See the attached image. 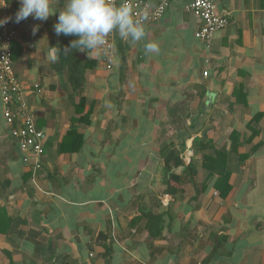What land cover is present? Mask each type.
Masks as SVG:
<instances>
[{"label": "crops", "instance_id": "1", "mask_svg": "<svg viewBox=\"0 0 264 264\" xmlns=\"http://www.w3.org/2000/svg\"><path fill=\"white\" fill-rule=\"evenodd\" d=\"M4 1L15 18L19 0ZM215 1L230 23L210 48L189 0H172L142 40L116 31L112 69L91 51L81 91L48 57L62 0L47 21L16 22L13 124L0 92V264H264V0ZM21 112L45 135L37 171L13 133ZM74 127L79 148L63 152ZM204 138L228 151L236 139L227 198L195 152ZM175 154L184 165L167 163Z\"/></svg>", "mask_w": 264, "mask_h": 264}, {"label": "built area", "instance_id": "2", "mask_svg": "<svg viewBox=\"0 0 264 264\" xmlns=\"http://www.w3.org/2000/svg\"><path fill=\"white\" fill-rule=\"evenodd\" d=\"M172 0H122L115 3H128L136 18L142 24L157 22L165 14ZM188 8L200 19L201 26L196 32L197 38L204 42L207 48L212 45L215 33L229 25L227 16L217 11L215 0H189ZM0 21H7L0 26V92L2 96L4 117L13 124L16 114L11 108V103L21 99V86L14 69L13 45L17 37L16 21L10 14L7 4L0 0ZM116 31L107 38L101 48L103 60L108 69H112L118 60V50L115 42ZM208 61V60H206ZM208 75V71H204ZM22 113V125L13 133L18 138L20 149L28 157L26 161L33 160V167L37 171L42 167V156L45 152L44 133L38 129L33 114Z\"/></svg>", "mask_w": 264, "mask_h": 264}, {"label": "clouds", "instance_id": "3", "mask_svg": "<svg viewBox=\"0 0 264 264\" xmlns=\"http://www.w3.org/2000/svg\"><path fill=\"white\" fill-rule=\"evenodd\" d=\"M19 3L20 7L15 19L13 18L17 23L29 16L35 20L47 21L56 12L51 7V0H19ZM6 22L0 21V26ZM54 27L57 35L76 37L65 51L76 49L87 53L101 49L113 31H118L123 38H130L133 43L146 35L145 27L134 15L132 7L126 2L117 5L115 0H66ZM156 48L155 43L145 44L146 53H151ZM57 55V49L51 48L49 59L55 61Z\"/></svg>", "mask_w": 264, "mask_h": 264}, {"label": "trees", "instance_id": "4", "mask_svg": "<svg viewBox=\"0 0 264 264\" xmlns=\"http://www.w3.org/2000/svg\"><path fill=\"white\" fill-rule=\"evenodd\" d=\"M66 1L62 0L63 6ZM59 15V14H58ZM16 17V16H15ZM15 19V18H14ZM76 39L75 36H65L63 34L59 35V41L57 45V59L54 63L55 68L58 71H63L68 73V84L74 87L75 90H82L87 82V71L96 67L99 63L98 59H89L88 55L91 53L77 51L76 49H68L65 51V48H69L71 42ZM125 47L120 48L121 53V67L124 69L126 66L127 55L124 52ZM83 54V55H81ZM262 114H258L251 122L250 127L256 122H259L262 118ZM78 130L74 127L68 131L67 135L63 139V152H68L70 150H77L79 145H75L73 147H68L71 140L76 137ZM80 135V134H79ZM233 136L236 138L237 134L234 133ZM236 139L232 140V149L228 151L226 148H217L214 144V141L209 138L200 139L199 141H195V152L196 154L203 153L201 156L202 165L205 169L208 170L209 178H215L214 182L216 189L219 191L220 195L223 198H227L233 187L231 183V161L234 158V150L236 149ZM212 149V154H206L204 151ZM248 156H241V160L245 161ZM167 163L172 167H178L184 165V160L178 156L173 155L167 158ZM185 172L190 176V180L196 183L197 171L195 167V157L192 158V161L186 166ZM174 177V176H173ZM180 183L183 182L182 176L177 177Z\"/></svg>", "mask_w": 264, "mask_h": 264}, {"label": "water", "instance_id": "5", "mask_svg": "<svg viewBox=\"0 0 264 264\" xmlns=\"http://www.w3.org/2000/svg\"><path fill=\"white\" fill-rule=\"evenodd\" d=\"M16 139L18 140V138L16 137Z\"/></svg>", "mask_w": 264, "mask_h": 264}]
</instances>
